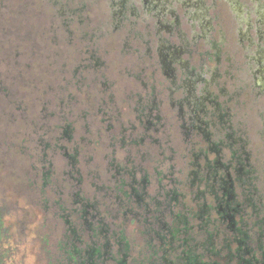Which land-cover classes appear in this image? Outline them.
<instances>
[{
	"label": "rangeland",
	"instance_id": "374dc122",
	"mask_svg": "<svg viewBox=\"0 0 264 264\" xmlns=\"http://www.w3.org/2000/svg\"><path fill=\"white\" fill-rule=\"evenodd\" d=\"M123 165L147 176L150 195L177 190L170 209L189 215L196 243L208 234L193 212L215 205V178L231 181L244 203L238 218L257 236L264 0H0V199L10 207L11 261L60 264L68 239L77 243L72 229L90 240L81 213L92 200L104 224L132 238V263L146 264L143 218L122 216L114 200L129 189L115 176ZM214 226L211 245L222 249L230 235Z\"/></svg>",
	"mask_w": 264,
	"mask_h": 264
},
{
	"label": "trees",
	"instance_id": "16d2710c",
	"mask_svg": "<svg viewBox=\"0 0 264 264\" xmlns=\"http://www.w3.org/2000/svg\"><path fill=\"white\" fill-rule=\"evenodd\" d=\"M76 157V154L70 155L71 161L76 160ZM124 165L117 167L115 176L126 175L129 180L123 177L118 182L122 191L125 186L129 189L121 195L117 193L114 200H117L115 204L118 207L125 208L122 216L132 215V221H136L138 215L139 220L143 218L146 264H264V217L254 223L258 226V231L255 233L257 236L253 237L252 227L245 228L248 223L243 217L238 218L244 211V203L237 201L231 181L221 177L216 183L215 178L214 185L217 187L209 191L215 205L201 203L199 209L193 212L194 217L201 219L200 229L208 234L204 241L196 243L194 236L190 234L193 225L189 222V215L183 213V210L174 212L170 209L179 201L177 190L150 195L145 187L149 183L147 176L137 180L132 171H126ZM119 185L116 184L118 187ZM121 188L118 191H121ZM94 194V198H98L97 191L92 196ZM100 205L103 204L92 200L85 204L81 218L89 230L90 240L86 241L84 238L85 230L76 232V229H72L73 234H78L77 243L68 239V246L62 248L58 254L60 264H109L107 261L110 259L114 260L113 264H133L132 238L123 228L116 229L115 221L103 223L106 216L99 209ZM248 205L257 208L256 203ZM212 211L215 213V219H211ZM9 212V205L0 199V264H14L11 260L16 247L11 243V229L6 223ZM86 214H91L89 222L84 221ZM211 222L215 223L216 230L223 226L224 229H220L230 235L225 238L226 243L222 245V249L211 245L215 233L206 228ZM207 244L211 245L209 249L205 247ZM115 246L117 252L113 253ZM223 249L227 251L225 254L222 253Z\"/></svg>",
	"mask_w": 264,
	"mask_h": 264
}]
</instances>
